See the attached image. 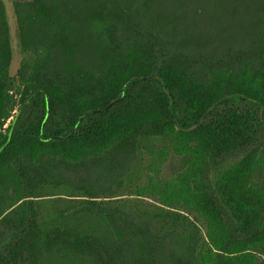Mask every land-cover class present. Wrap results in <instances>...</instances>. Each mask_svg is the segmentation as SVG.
I'll list each match as a JSON object with an SVG mask.
<instances>
[{
    "label": "trees",
    "instance_id": "trees-1",
    "mask_svg": "<svg viewBox=\"0 0 264 264\" xmlns=\"http://www.w3.org/2000/svg\"><path fill=\"white\" fill-rule=\"evenodd\" d=\"M205 1L14 0L31 58L13 78L0 0V264H202L186 206L114 198L119 156L183 138L204 155L188 180L225 239L215 264H264L261 245L253 262L235 250L264 239V198L242 192L264 156V0H229L227 36Z\"/></svg>",
    "mask_w": 264,
    "mask_h": 264
},
{
    "label": "rangeland",
    "instance_id": "rangeland-1",
    "mask_svg": "<svg viewBox=\"0 0 264 264\" xmlns=\"http://www.w3.org/2000/svg\"><path fill=\"white\" fill-rule=\"evenodd\" d=\"M6 11V19L9 28L10 47L12 51V60L10 64V75L15 78L18 71L24 63L31 58L30 53H22L19 50L17 27L13 13L12 3L14 0H1ZM229 0H206L205 8L211 9V26H214V33L217 35L219 30H224L227 36V4ZM248 19H246L247 21ZM229 21V20H228ZM245 21V23H247ZM201 23V19H199ZM235 23H239L236 21ZM243 34L250 31L248 25H245ZM229 35V33H228ZM244 35H241L244 38ZM243 44L247 45L248 38L243 39ZM32 84L17 83L16 87L11 88L6 97L11 98L13 103H20L21 99L27 92H30ZM17 105H15L16 113ZM8 119L1 131L8 127ZM195 142V143H194ZM183 138L181 141H176L169 148L166 145L152 146L146 144L147 149H143V154L137 159H131L127 154L118 157V164L116 165V173L123 177L125 183L119 189V192L114 196L117 201L122 202L126 207H135L142 209L156 208V206L163 207H177L180 205L188 208V217L193 219L195 216V224L201 230L203 243L199 250L200 261L202 264H215L216 252L224 242V236L220 225L212 219L211 214L204 210L205 205L202 202L201 190L194 189V184L189 181L193 178L204 159V155L196 149V141ZM186 153L191 159L187 165L186 172L179 170V155ZM262 169V170H261ZM250 174L244 181L243 195L251 203L258 204L264 198V156L258 153L251 160ZM77 178H84V174L80 173ZM195 182L198 178L194 179ZM142 211V210H137ZM201 215L203 219H201ZM204 221V224L201 222ZM202 224H201V223ZM126 227L120 226V233L126 235ZM1 241V240H0ZM258 245L264 247V239L248 243L246 245L236 246V254L243 256L248 261L253 262L257 258L263 257V252L259 251Z\"/></svg>",
    "mask_w": 264,
    "mask_h": 264
}]
</instances>
